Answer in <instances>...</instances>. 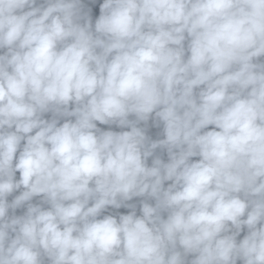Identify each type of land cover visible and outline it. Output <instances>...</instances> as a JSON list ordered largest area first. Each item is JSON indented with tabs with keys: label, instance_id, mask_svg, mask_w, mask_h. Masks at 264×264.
<instances>
[{
	"label": "clouds",
	"instance_id": "clouds-1",
	"mask_svg": "<svg viewBox=\"0 0 264 264\" xmlns=\"http://www.w3.org/2000/svg\"><path fill=\"white\" fill-rule=\"evenodd\" d=\"M0 264H264V0H0Z\"/></svg>",
	"mask_w": 264,
	"mask_h": 264
}]
</instances>
